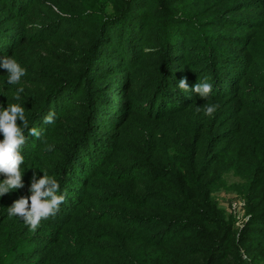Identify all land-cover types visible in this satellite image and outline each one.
<instances>
[{"label":"trees","instance_id":"obj_1","mask_svg":"<svg viewBox=\"0 0 264 264\" xmlns=\"http://www.w3.org/2000/svg\"><path fill=\"white\" fill-rule=\"evenodd\" d=\"M218 1L0 0V62L26 70L9 84L0 67V108L19 104L42 131H24L25 187L0 197V264L29 242L44 247L34 264H264V64L252 67L264 22L225 17L248 33L217 31ZM138 41L152 46L135 51ZM182 78L190 89L207 80L210 97L179 89ZM33 171L66 193L35 231L7 210L30 195ZM221 191L244 202L240 230Z\"/></svg>","mask_w":264,"mask_h":264},{"label":"clouds","instance_id":"obj_2","mask_svg":"<svg viewBox=\"0 0 264 264\" xmlns=\"http://www.w3.org/2000/svg\"><path fill=\"white\" fill-rule=\"evenodd\" d=\"M0 67L7 72V83L19 84L21 78L26 75V70L22 68L15 59L4 57L0 62ZM179 89L184 92H192L201 99H208L213 91V85L207 80L196 83L191 89L188 86L186 78H182L178 83ZM23 88L17 89L14 99H20V93ZM219 105L212 104L204 107L206 116H213ZM197 112L200 108L197 107ZM56 120L55 112H49L44 117L45 124H54ZM17 121L20 123L18 124ZM23 127H20V125ZM27 130L29 136L39 139L42 131L33 127L29 128L28 121L25 118V108L19 104H10L6 108H0V134L3 139L0 140V176L4 179L0 181V197L5 196L11 191L20 190L25 187L22 180L23 172L21 165L24 164V157L21 155V149L27 142L24 131ZM30 195L21 196L7 208L9 216H15L23 220L30 230L35 231L42 220H47L60 211V205L66 200V193L60 192L59 182L46 173L37 179L36 172L30 180L28 188Z\"/></svg>","mask_w":264,"mask_h":264},{"label":"rangeland","instance_id":"obj_3","mask_svg":"<svg viewBox=\"0 0 264 264\" xmlns=\"http://www.w3.org/2000/svg\"><path fill=\"white\" fill-rule=\"evenodd\" d=\"M41 2L43 4H45L46 6H50V0H41ZM247 2H254L252 5H254L253 8H251L249 10V12H242L239 14H234V13H230L232 10L233 6H235L237 3H247ZM216 4H219L222 6V9L226 10L225 12L220 11V10H215L214 12H212V18L219 13L218 15V26H216L217 31H225L226 34L228 35H235V36H239L241 37L242 35H246L248 33V31H237L236 34H233L231 31L232 29L235 27L234 25L228 23L226 21V18H230L233 17V19H245L248 17L247 14L252 15L254 21H256V19H259L257 21V25L259 23H261L262 21L264 22V16H259L258 14V10L256 9V2L255 0H219L218 2H216ZM249 4V3H248ZM43 6H39L38 11H40L41 14L44 13V10L42 8ZM228 9V10H227ZM229 11V12H227ZM227 12V13H226ZM229 13V14H228ZM7 12H3L1 14V16L6 15ZM231 19V18H230ZM58 31H63V28H59ZM251 33V32H250ZM150 46H152L151 44H144L142 42H137V45L134 47L135 51H141L143 49H148ZM256 60L253 61V65L252 67L257 65V60L258 63H263V60L259 57L255 58ZM243 73H246V70H243ZM241 74H239L240 77ZM226 181L227 184H230L234 181H236V178H233L232 176L228 175L226 176ZM217 201L218 204L220 205V207L225 210L226 214H232L234 215V219H235V224H234V228L236 230H240L248 221V217L245 214V208H243L242 210H233V208H230V202L232 200V198L230 197H239V195H235L233 192L231 193H226V192H218L215 196H214ZM43 251H44V247L43 244L41 242H29L28 244H26V251H17L18 254L21 255V259L17 260L19 261L17 264H34L35 262L39 261L41 258H43ZM50 251V250H49ZM245 255H244V259H245Z\"/></svg>","mask_w":264,"mask_h":264},{"label":"built area","instance_id":"obj_4","mask_svg":"<svg viewBox=\"0 0 264 264\" xmlns=\"http://www.w3.org/2000/svg\"><path fill=\"white\" fill-rule=\"evenodd\" d=\"M232 198L230 202V208H233V210H242L244 208V202L238 198V197H230Z\"/></svg>","mask_w":264,"mask_h":264}]
</instances>
